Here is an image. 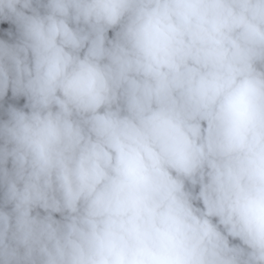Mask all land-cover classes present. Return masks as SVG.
<instances>
[{"label":"clouds","instance_id":"obj_1","mask_svg":"<svg viewBox=\"0 0 264 264\" xmlns=\"http://www.w3.org/2000/svg\"><path fill=\"white\" fill-rule=\"evenodd\" d=\"M0 264H264V0H0Z\"/></svg>","mask_w":264,"mask_h":264}]
</instances>
